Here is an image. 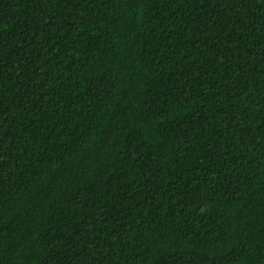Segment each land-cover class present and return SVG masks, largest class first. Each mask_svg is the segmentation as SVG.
<instances>
[{"label": "trees", "instance_id": "1", "mask_svg": "<svg viewBox=\"0 0 264 264\" xmlns=\"http://www.w3.org/2000/svg\"><path fill=\"white\" fill-rule=\"evenodd\" d=\"M0 264H264V0H0Z\"/></svg>", "mask_w": 264, "mask_h": 264}]
</instances>
